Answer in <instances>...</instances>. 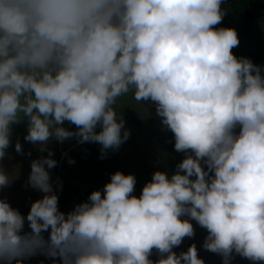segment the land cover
Masks as SVG:
<instances>
[{
	"label": "clouds",
	"instance_id": "1",
	"mask_svg": "<svg viewBox=\"0 0 264 264\" xmlns=\"http://www.w3.org/2000/svg\"><path fill=\"white\" fill-rule=\"evenodd\" d=\"M224 2L0 0V191L18 178L3 161L26 121L41 155L24 187L42 193L26 216L0 198V264H205L195 243L174 251L192 221L222 264H264V65L234 54L236 29L217 27ZM129 94L155 106L184 158L139 196L118 170L62 211L47 145L98 144L104 159L129 139L117 109ZM14 149L25 154L19 139Z\"/></svg>",
	"mask_w": 264,
	"mask_h": 264
},
{
	"label": "crops",
	"instance_id": "2",
	"mask_svg": "<svg viewBox=\"0 0 264 264\" xmlns=\"http://www.w3.org/2000/svg\"><path fill=\"white\" fill-rule=\"evenodd\" d=\"M255 1L264 2V0ZM222 7L226 9L227 14L222 24L217 27L233 20L232 16L237 11L236 3L230 0H225ZM254 63L264 65V63ZM117 109L118 112H123L124 120L131 127L130 136L118 150H109L104 159L100 158L98 144H78L75 139H68L63 143L52 141L47 145V148L53 152L52 158L57 161L56 167L50 172L54 188H57L59 207L62 211H71L76 204L87 200L93 190L102 189L110 181L111 174L118 170L136 176L134 194L139 196L142 187L151 180L155 171L167 170L173 173L176 165L184 158L183 153L174 150V138L170 132L163 129L160 119L155 115L154 105L148 102L137 104L129 94L118 100ZM26 127V121L12 127V147L7 150L11 158L6 157L3 164L7 172L18 174V178L9 187L0 191V198H6L13 208L18 209L25 216L30 210L31 202L42 196V193L24 187L30 172L31 160L41 155L36 146L24 140ZM17 139L23 146L24 155L15 152L14 145ZM29 151L30 157L27 155ZM43 155H47V152ZM70 159L74 163H69ZM57 180L62 185V190L58 188ZM194 227L195 236L186 238L174 251L177 253L186 251L189 245L195 243L199 256L204 259L205 264H222L220 256L207 252L201 247L207 235L206 230L195 222ZM156 258L155 255L152 257L154 260ZM40 260H44V264H51L43 257L33 258L28 264H39ZM233 264H253V262L236 256Z\"/></svg>",
	"mask_w": 264,
	"mask_h": 264
},
{
	"label": "rangeland",
	"instance_id": "3",
	"mask_svg": "<svg viewBox=\"0 0 264 264\" xmlns=\"http://www.w3.org/2000/svg\"><path fill=\"white\" fill-rule=\"evenodd\" d=\"M242 2L236 3L237 10L244 8ZM233 28L236 29L240 41L239 46L233 49L237 57L249 58L248 53H250L253 56L264 58V16L252 18Z\"/></svg>",
	"mask_w": 264,
	"mask_h": 264
},
{
	"label": "water",
	"instance_id": "4",
	"mask_svg": "<svg viewBox=\"0 0 264 264\" xmlns=\"http://www.w3.org/2000/svg\"><path fill=\"white\" fill-rule=\"evenodd\" d=\"M264 16V2H257L249 6L248 8H244L235 14H233L232 19L234 20V24L232 22H227L221 27H231L238 26L239 24H243L248 22L252 18H257ZM195 221H192L194 224Z\"/></svg>",
	"mask_w": 264,
	"mask_h": 264
},
{
	"label": "trees",
	"instance_id": "5",
	"mask_svg": "<svg viewBox=\"0 0 264 264\" xmlns=\"http://www.w3.org/2000/svg\"><path fill=\"white\" fill-rule=\"evenodd\" d=\"M230 1L235 2V3L240 2V1H243L241 3L243 5V7H249L252 4L257 3L256 1H252V0H230ZM238 10H240V9H238ZM232 28H233V26H232ZM248 56L253 61V63L254 62L264 63V58H260V57H257V56H253L250 53H248Z\"/></svg>",
	"mask_w": 264,
	"mask_h": 264
},
{
	"label": "built area",
	"instance_id": "6",
	"mask_svg": "<svg viewBox=\"0 0 264 264\" xmlns=\"http://www.w3.org/2000/svg\"><path fill=\"white\" fill-rule=\"evenodd\" d=\"M65 126L69 127L70 130H74V129H75V126H74V125L69 126V125L65 124ZM125 128H126L127 130H129V132L131 131V127L129 126V124H128L126 121H125Z\"/></svg>",
	"mask_w": 264,
	"mask_h": 264
},
{
	"label": "flooded vegetation",
	"instance_id": "7",
	"mask_svg": "<svg viewBox=\"0 0 264 264\" xmlns=\"http://www.w3.org/2000/svg\"><path fill=\"white\" fill-rule=\"evenodd\" d=\"M244 8H246V7H244ZM244 8H242V9H244ZM242 9H240V10H242ZM240 10L235 11L234 14H235L236 12L240 11ZM230 22H234V20H231Z\"/></svg>",
	"mask_w": 264,
	"mask_h": 264
}]
</instances>
